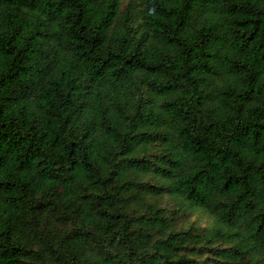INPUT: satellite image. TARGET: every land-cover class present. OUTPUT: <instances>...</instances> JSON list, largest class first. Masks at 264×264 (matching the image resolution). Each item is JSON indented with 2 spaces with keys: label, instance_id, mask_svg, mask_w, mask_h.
<instances>
[{
  "label": "trees",
  "instance_id": "1",
  "mask_svg": "<svg viewBox=\"0 0 264 264\" xmlns=\"http://www.w3.org/2000/svg\"><path fill=\"white\" fill-rule=\"evenodd\" d=\"M0 264H264V0H0Z\"/></svg>",
  "mask_w": 264,
  "mask_h": 264
}]
</instances>
